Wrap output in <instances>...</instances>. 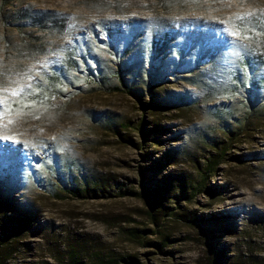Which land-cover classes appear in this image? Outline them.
Instances as JSON below:
<instances>
[{
  "label": "rangeland",
  "instance_id": "obj_1",
  "mask_svg": "<svg viewBox=\"0 0 264 264\" xmlns=\"http://www.w3.org/2000/svg\"><path fill=\"white\" fill-rule=\"evenodd\" d=\"M243 50L253 100L209 101ZM0 235V264H264V0H0Z\"/></svg>",
  "mask_w": 264,
  "mask_h": 264
},
{
  "label": "trees",
  "instance_id": "obj_2",
  "mask_svg": "<svg viewBox=\"0 0 264 264\" xmlns=\"http://www.w3.org/2000/svg\"><path fill=\"white\" fill-rule=\"evenodd\" d=\"M216 51H217V56H219L220 55L219 53H221L220 48H217ZM236 58L238 61L239 70H238V72L235 73L234 77L231 78L232 80L230 79L231 72H224L223 71V73H222L223 77L221 76V78L223 79V82H221V84L224 86V88H222V87L216 88L215 84L209 83V88L211 91H217L219 89L223 90L221 95L209 97V99H208L209 101H212V100L217 99L219 97H229V98L231 97L232 98V97L238 95L239 89L243 88V87L248 88V90L250 92V100L251 101L253 100V95H254L253 91H254L255 87L257 86L256 85L257 81L255 80L254 71L252 70V61L249 57V54L246 53L245 50L240 51V53L237 55ZM117 74H118V78L120 79V81H119L120 84L128 87L129 85H128L127 81L125 80V77L120 73V71H117ZM114 88H115V90L120 89V87L117 84H115ZM227 88H228V90H227ZM229 90H231V92L234 91V93H229ZM171 100L174 104H177L175 106L180 107V106L184 105L187 98L180 96V97H176V98L175 97L171 98ZM239 123H241V122H239ZM227 133L232 134L229 129H227ZM222 155H223V153L222 154L217 153L216 155H211L207 158V169L209 172H213L216 169V167L221 162ZM176 180L180 182V183H178L177 186H179L183 190L184 186H186L185 180L183 179V177L177 178ZM173 181L174 180H172V178L166 179V181H165L166 187L170 188V187L176 185ZM83 182L85 185H88V180L86 178H83ZM64 184L66 187L68 186L67 183H64ZM73 184L74 183L72 182V187H73ZM77 186H79V185L77 184ZM166 187H165V189H166ZM204 188H205V189H203L204 191L209 190V188L207 186H204ZM165 189H163V190H165ZM69 191L73 192V193L77 192L78 195L82 194V191H80V186L78 188L75 187V189L72 188ZM158 191H159L158 189L154 190L153 192L148 191V194H150L153 198H155L158 201L159 200L158 197H160V194H161V193H159L160 191L159 192ZM163 192L164 191H162V193ZM19 218H20L19 219L20 222L29 221L28 218H22V217H19ZM6 240H7L6 237L0 235V247L4 242H7ZM0 250H1V248H0Z\"/></svg>",
  "mask_w": 264,
  "mask_h": 264
},
{
  "label": "snow or ice",
  "instance_id": "obj_3",
  "mask_svg": "<svg viewBox=\"0 0 264 264\" xmlns=\"http://www.w3.org/2000/svg\"><path fill=\"white\" fill-rule=\"evenodd\" d=\"M254 15H256V14L255 13H252V12L244 13V14H237L234 18H232V17L228 18V21L227 22H230V23L235 24L236 21H244L248 17H252ZM231 35L232 36H239V35H241V32L240 31L233 30L231 32ZM245 39H250V37L246 33H245ZM22 93H23V88L19 89L18 91H13V92L9 93V95H11L13 97H19ZM11 103H16V101H12ZM24 107H30V106L24 105L22 107H17L15 109H13L11 107H8V108H5V113H9V112H21V111H23V108ZM36 118H38V117H36Z\"/></svg>",
  "mask_w": 264,
  "mask_h": 264
}]
</instances>
